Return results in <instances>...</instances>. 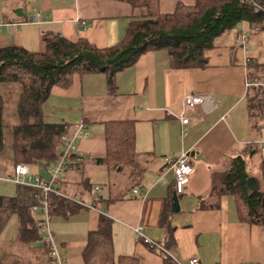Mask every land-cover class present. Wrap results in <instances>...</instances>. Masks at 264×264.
Instances as JSON below:
<instances>
[{
  "label": "crops",
  "instance_id": "obj_1",
  "mask_svg": "<svg viewBox=\"0 0 264 264\" xmlns=\"http://www.w3.org/2000/svg\"><path fill=\"white\" fill-rule=\"evenodd\" d=\"M195 2L160 0V12L171 14L178 4L191 6ZM19 9L21 17L16 14ZM37 14L38 24L31 22ZM145 15L146 9L134 8L127 0H0V48L16 45L40 51L43 35L50 33L106 49L121 43L131 21ZM242 36L246 37L245 45L238 44ZM206 58L203 69H172L167 53L149 52L135 66L118 74L116 94L108 91L103 75H75L68 88L52 89L44 106L45 120L68 125L83 122L89 133L77 140L84 156L70 159L63 185L74 186L86 179L89 191L74 186L86 207L68 218L55 213L51 218L52 233L66 264H84L82 254L88 235L99 229L102 217L112 221L116 257H132L139 264H166L158 251L134 234V229L142 226L146 237L160 245L166 243L168 233L161 225L164 213H169L174 240L170 253L179 264H190L194 258L200 264H264L261 230L238 220L232 197L211 193L215 176L229 167L231 159L248 158L254 140L246 65L250 60L264 65V31L253 32L242 24L218 38ZM21 93L20 84H0L5 137L0 181L9 182L7 176L14 175L13 129L20 121ZM189 96L208 100L190 107ZM184 118L189 120L187 125L182 124ZM111 121L135 123L136 150L145 169L131 190L126 188V174L109 173L96 163L106 156L104 124ZM261 148L256 154L260 159L264 157ZM183 153L190 154L193 173L184 193L178 195L179 211L173 212L175 176L166 158ZM36 165L31 166V175L48 178L49 165ZM99 170L107 178L105 193L91 182ZM250 170V176L258 179ZM134 190L140 194L135 196ZM20 194L30 203L31 190L19 189ZM53 218L78 222L80 228L72 234L63 233L60 228L64 222L56 223Z\"/></svg>",
  "mask_w": 264,
  "mask_h": 264
},
{
  "label": "trees",
  "instance_id": "obj_2",
  "mask_svg": "<svg viewBox=\"0 0 264 264\" xmlns=\"http://www.w3.org/2000/svg\"><path fill=\"white\" fill-rule=\"evenodd\" d=\"M127 1L134 8L146 9V15L131 21L125 38L116 46L99 49L86 40L71 42L60 35L47 33L42 37L44 47L40 51L16 45L0 48V84L22 86L18 106L20 121L13 129V172L19 164L46 163L50 169L61 160V138L70 125L48 123L44 106L52 89L68 88L75 75H103L108 91L116 94L118 74L135 66L149 52L167 53L172 69H203L208 63L206 53L214 49L216 40L225 33L242 24H247L253 32L264 31V0H196L191 6L178 4L171 14L160 12V0ZM246 68L250 84L248 113L254 134L249 153L253 156L264 144H258L263 141L264 131V65L250 60ZM3 111L4 101L0 96V154L5 150ZM104 127L107 153L96 159V163L109 173L126 174L128 184L125 186L131 190L145 169L136 150L135 123L111 121ZM72 158L81 159L79 155ZM68 169L67 166L66 171ZM249 169L245 157L231 159L229 167L215 176L211 193L218 197H232L238 220L261 230L264 256V157L259 167V192H251L248 188ZM64 182L63 175L60 184L66 191L68 185L63 186ZM74 186L82 191L90 189L86 179L74 183ZM18 187L22 191L23 187ZM80 209L82 206L73 201L56 195L50 197L51 218L54 213L68 218ZM12 216L17 217V235L13 245L0 246V264H47L50 244L36 228L37 216L32 212L31 203L23 200L21 194L0 196V231ZM167 216L169 213L163 214L161 225L166 228L168 237L166 243L161 244L171 252L174 240ZM158 253L166 264H178L176 259ZM82 256L84 264H139L132 257L115 256L112 221L106 217H102L97 231L89 233Z\"/></svg>",
  "mask_w": 264,
  "mask_h": 264
},
{
  "label": "built area",
  "instance_id": "obj_3",
  "mask_svg": "<svg viewBox=\"0 0 264 264\" xmlns=\"http://www.w3.org/2000/svg\"><path fill=\"white\" fill-rule=\"evenodd\" d=\"M39 14L35 15L31 22L39 23ZM86 27V23H82ZM246 37L238 41L239 45H245ZM247 87L250 84H246ZM208 98L189 96L187 98V105L194 107L197 105H203L207 102ZM189 120L187 118L182 119V124L187 125ZM89 136L86 126L83 122L72 124L68 127L67 133L61 138V153L62 158L55 163L53 167L49 169V177H35L31 175V166L27 164H19L15 167L14 175L6 179L23 188L31 189V209L32 212L37 216L36 228L44 236V239L49 242L51 254L49 264H66L60 255L59 248L54 241V235L50 228L51 215H50V197L56 195L64 199L73 201L82 207H86V204L81 201L80 195L75 193L73 185L68 186L67 190L64 191L61 187L60 180L66 171V168L70 162V159L74 155L83 157L84 155L78 150L77 140L80 138H86ZM167 162L170 163L175 176V191L177 195L184 193L187 185L189 184V178L193 173V164L190 154L183 153L177 158L167 157ZM99 188H96L98 191ZM134 195L138 196L140 192L134 190ZM134 234L137 239L143 241L152 250H156L170 256L175 259L172 254L166 250L162 245L152 241L144 235V228L138 226L134 229ZM178 263V262H177ZM179 264V263H178ZM190 264H200L199 259L194 258L190 261Z\"/></svg>",
  "mask_w": 264,
  "mask_h": 264
},
{
  "label": "rangeland",
  "instance_id": "obj_4",
  "mask_svg": "<svg viewBox=\"0 0 264 264\" xmlns=\"http://www.w3.org/2000/svg\"><path fill=\"white\" fill-rule=\"evenodd\" d=\"M19 1V0H18ZM243 37V36H242ZM242 39V38H241ZM263 126H264V121H262ZM263 141H264V131H263ZM261 151L264 154V144L263 147L261 148ZM248 158L247 161H249L250 164V171L252 173L253 176H259L260 175V171H259V167H260V157L259 155H251L250 153H248L247 155ZM37 167L36 164H34L32 167ZM12 172V170H10V173ZM9 173V174H10ZM8 174V175H9ZM32 177H40V174H32ZM7 178H9V176H7ZM92 184H98L102 187V191L105 193L106 192V187L104 186L107 183V178L104 172L102 171H96L93 176H92V180H91ZM19 195V187L14 184V183H10V182H6V181H0V196H5V197H16ZM52 220H56V223L60 220L61 222L63 221V225L61 226V231H63V233L66 234H72L74 233V231L79 230L80 228V224L77 223H73L74 221L70 220L67 221L66 220H62V219H58V218H53ZM53 221L50 223V228L51 231L54 232V227H53ZM18 221H17V217L16 216H12L8 219V221L6 222V224L4 225V227L2 228V230L0 231V246H10L13 245L15 242V238L17 235V229H18ZM54 241L56 244H58L57 246H59L60 244L58 243V240L54 238ZM47 264H49V262H46ZM45 264V263H43Z\"/></svg>",
  "mask_w": 264,
  "mask_h": 264
},
{
  "label": "water",
  "instance_id": "obj_5",
  "mask_svg": "<svg viewBox=\"0 0 264 264\" xmlns=\"http://www.w3.org/2000/svg\"><path fill=\"white\" fill-rule=\"evenodd\" d=\"M16 14L19 17H21L22 16V10L21 9L17 10ZM247 185H248V188L250 189L251 192H259V190H260L259 180L255 177H250L247 181ZM179 207H180L179 206V198H178V195L175 194L174 199H173V205H172L173 212H178Z\"/></svg>",
  "mask_w": 264,
  "mask_h": 264
}]
</instances>
